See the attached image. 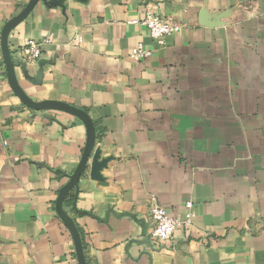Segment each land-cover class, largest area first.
<instances>
[{
    "label": "crops",
    "instance_id": "1",
    "mask_svg": "<svg viewBox=\"0 0 264 264\" xmlns=\"http://www.w3.org/2000/svg\"><path fill=\"white\" fill-rule=\"evenodd\" d=\"M0 34V264H264V0H0ZM151 198L192 225L150 239Z\"/></svg>",
    "mask_w": 264,
    "mask_h": 264
},
{
    "label": "built area",
    "instance_id": "2",
    "mask_svg": "<svg viewBox=\"0 0 264 264\" xmlns=\"http://www.w3.org/2000/svg\"><path fill=\"white\" fill-rule=\"evenodd\" d=\"M128 22L146 28L150 37L159 44L164 43L167 37L178 32L182 27L180 23L161 17L148 6L138 17L132 18ZM150 54L151 51L141 42L129 51V57L136 61L146 59ZM20 55L26 61L37 60L42 55V43L31 38L27 39L20 48ZM3 143L5 144V142ZM147 216L149 238L165 242L172 241L180 227L188 228L192 225L193 203L190 200L185 202L183 216L180 218L170 215L164 206L151 198Z\"/></svg>",
    "mask_w": 264,
    "mask_h": 264
},
{
    "label": "water",
    "instance_id": "3",
    "mask_svg": "<svg viewBox=\"0 0 264 264\" xmlns=\"http://www.w3.org/2000/svg\"><path fill=\"white\" fill-rule=\"evenodd\" d=\"M0 37H1V45H0V47H2L3 46V44H4V38H3V34H0ZM86 155H87V151L85 152V154H84V157L86 158ZM98 152H96L95 153V155H94V158H93V160H92V170L93 171H97V169L100 167V165H101V163L99 162V160H98Z\"/></svg>",
    "mask_w": 264,
    "mask_h": 264
}]
</instances>
